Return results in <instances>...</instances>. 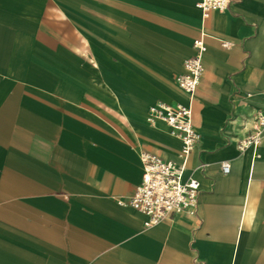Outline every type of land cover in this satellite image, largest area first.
Masks as SVG:
<instances>
[{"label": "crops", "instance_id": "obj_1", "mask_svg": "<svg viewBox=\"0 0 264 264\" xmlns=\"http://www.w3.org/2000/svg\"><path fill=\"white\" fill-rule=\"evenodd\" d=\"M200 0H0V264H264V0L204 19ZM203 35L185 178L197 216L146 228L128 201L141 154L178 166L156 104ZM230 172L223 173L222 164Z\"/></svg>", "mask_w": 264, "mask_h": 264}, {"label": "built area", "instance_id": "obj_2", "mask_svg": "<svg viewBox=\"0 0 264 264\" xmlns=\"http://www.w3.org/2000/svg\"><path fill=\"white\" fill-rule=\"evenodd\" d=\"M232 0H200L197 7L203 18L214 11L229 8ZM195 56L184 61L185 73L177 75L176 84L189 96L188 104L177 103L174 106L156 103L149 108L147 122L155 125L163 122L170 128V133L182 142L179 157L183 165L178 166L149 153L141 154L143 165L142 183L135 189L128 201L119 204L131 207L146 216L144 225L151 228L174 216H197L200 194V182L193 178H185V163L200 140L192 118V101L201 78L204 74L203 57L207 47L203 35L194 41ZM264 136V113L254 115L253 132L240 141L239 148L258 147ZM225 174L230 172L229 163L222 164Z\"/></svg>", "mask_w": 264, "mask_h": 264}]
</instances>
